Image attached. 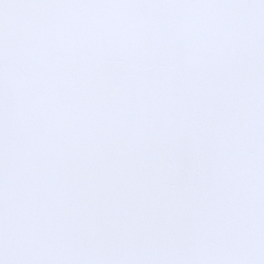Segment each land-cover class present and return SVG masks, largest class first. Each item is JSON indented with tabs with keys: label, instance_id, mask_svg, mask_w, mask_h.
Returning a JSON list of instances; mask_svg holds the SVG:
<instances>
[{
	"label": "snow or ice",
	"instance_id": "snow-or-ice-1",
	"mask_svg": "<svg viewBox=\"0 0 264 264\" xmlns=\"http://www.w3.org/2000/svg\"><path fill=\"white\" fill-rule=\"evenodd\" d=\"M0 264H264V0H0Z\"/></svg>",
	"mask_w": 264,
	"mask_h": 264
}]
</instances>
